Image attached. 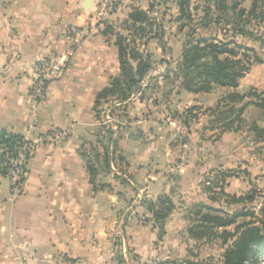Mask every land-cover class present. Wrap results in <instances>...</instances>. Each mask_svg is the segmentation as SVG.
Returning a JSON list of instances; mask_svg holds the SVG:
<instances>
[{"label":"crops","instance_id":"obj_1","mask_svg":"<svg viewBox=\"0 0 264 264\" xmlns=\"http://www.w3.org/2000/svg\"><path fill=\"white\" fill-rule=\"evenodd\" d=\"M84 1L0 0V130L22 135L34 145L24 162L27 174L20 194L13 193L8 178L0 174V263L115 264V228L125 238L127 255L139 261L168 258L175 250L170 235L158 241L151 214L135 205L134 198L155 201L168 196L176 209L199 202L209 205L201 185L206 176L224 170L221 156H232L235 150L236 133L216 139L217 130L207 126L206 111L228 90L215 87L192 94L173 80L164 94L169 108L150 99L129 106L125 113V137L115 148L125 185L112 175H99L98 182L111 185V190L94 191L80 151L97 127L95 97L119 75V62L115 36H103L91 18L99 0H90L87 11ZM133 1L125 0L107 21L118 24L127 19L131 6L145 9L149 3ZM69 29L79 32L74 53L66 59L63 76L48 84L45 98L31 110L28 91L34 66L43 58L63 55L72 44ZM198 32L215 36L213 29ZM163 37L171 43L180 36L171 30ZM177 45L181 43L162 51L174 53ZM249 88L264 91V65L251 66L235 91L242 94ZM192 107L205 114L182 130L176 121ZM51 131H64L68 137L59 144L44 142ZM174 138L182 140L172 142ZM230 179L225 193L239 196L229 191ZM124 211L125 225H116L115 214Z\"/></svg>","mask_w":264,"mask_h":264},{"label":"trees","instance_id":"obj_2","mask_svg":"<svg viewBox=\"0 0 264 264\" xmlns=\"http://www.w3.org/2000/svg\"><path fill=\"white\" fill-rule=\"evenodd\" d=\"M175 1L178 7L177 21L183 19L187 21V24L180 25L179 30L182 32L189 26V36L182 45L174 72L175 79L179 81L181 89L192 94L209 93L215 87L228 90L218 99L214 108L206 111L210 118L208 129L217 130L216 139L224 133H238L243 123V113L247 107L264 109V92L257 93L251 90L239 94L235 91L239 81L245 77L250 67L246 53L240 54L237 51L244 49L243 39L251 38L250 27L253 23L254 27H260L259 29L264 31V0H250L248 9L242 7L241 0H233L231 3L226 0H204L206 4L202 10L204 15L197 20L190 11V0ZM150 8L152 6H149ZM228 11H231L232 17L228 15ZM230 25H232L230 41L220 40L214 35L202 36L198 32V30H212L213 28L219 31L223 30L222 26L229 27ZM123 26L128 32L125 37L121 34H114V30L109 25H106L101 32L103 36L113 34L115 36L119 75L111 78L108 85L95 97L93 112L97 120L102 106L108 101L113 102L111 111L119 104L128 101L152 66L149 58L140 53L136 47V39L142 40L151 35L150 28L154 25L148 13L139 8L131 9ZM156 36L157 32L154 34V37ZM260 38H264V32ZM245 50L255 55L252 49L245 48ZM254 62L264 65L256 55ZM197 110L198 108L192 107L178 118L182 119L188 127L190 119L193 121L197 119L195 113ZM248 132L257 138V143H264V130L256 123L250 124ZM106 134L108 135L106 139L95 141L102 149V154L95 152L93 164L89 157L80 151L91 184H94L95 166L99 157L107 170L110 160L113 161L114 158V152L111 156L110 148L111 146L116 147L117 141L113 138L114 133L110 129H107ZM31 143L22 135L0 130V174L2 176H7L8 172L13 169V163L20 156L25 155V160L29 159L27 149ZM230 177L231 173L226 170H218L205 177L201 185L203 191L207 194L210 204H216L218 207L194 204L191 208L194 212L190 213L193 219L186 230L187 236L195 242L197 247L203 246L204 243H219L223 252L218 264H264V194L250 189L243 196L228 195L224 189ZM257 195L263 200L258 211L242 205L252 204ZM223 205L225 207L233 205L234 209L236 205L239 206L238 210L229 213L222 210ZM146 208L152 215L160 237L164 233L161 222L172 212L174 204L168 196H161L154 202L149 201ZM202 264L217 263L208 260Z\"/></svg>","mask_w":264,"mask_h":264},{"label":"rangeland","instance_id":"obj_3","mask_svg":"<svg viewBox=\"0 0 264 264\" xmlns=\"http://www.w3.org/2000/svg\"><path fill=\"white\" fill-rule=\"evenodd\" d=\"M125 0H122V3L119 4L120 8L122 9L123 3ZM228 3H231L233 0H226ZM242 1V7L248 9L250 7V0H241ZM131 2H134L131 0ZM149 6H152V8L149 9ZM133 8H139L142 11H145L148 13V16H150L152 20V24L154 25L152 28H150L151 35L148 38H144L142 40L136 39V47L140 53H142L144 56H147L149 60L152 63L151 69L144 75L142 78L145 79L148 74H152L149 77V84L147 87L140 88L141 81L138 85V89L130 96L128 101L125 103L119 104L116 110L111 111L112 109V101H108L105 103L101 111L99 113V118L97 120V127L93 131L92 134V141L86 142L83 144V148L81 147V151L85 153L89 159L91 160V163L93 164L95 162V152L102 154V149H100L99 145L95 143L96 139L102 140V138L106 139L108 135L106 134L107 129H110L114 134L113 138H116V141L119 140V138L125 137V124L127 123L125 113L129 106L134 107V104L136 103H142V101H147L151 99V104H164L167 106V100L165 99L164 94H167L170 91V83L171 81L175 80L174 72L176 71L177 63L179 61V53L180 48L182 49V45L187 41V37L189 36V26L188 28L184 29L182 32L179 30L180 25L187 24V21L183 19L182 21H177L178 16V7L176 6L175 0H149V3L145 9H142L140 6H131ZM206 7V4H204V0H190V11L192 13V16H194L195 20H197L199 17H202L203 8ZM196 9V10H194ZM118 10V11H119ZM94 11V9H93ZM92 11V15H93ZM118 11L114 12L112 15L118 13ZM230 17H232L231 11L227 12ZM91 15V18L95 22V26L97 29H99V32L101 33L106 25H109L113 30L114 34H121L122 36L128 35V32L125 30V27L123 24L126 20L121 21L120 23H112L106 20L101 22H97L94 20L93 16ZM232 21V19H231ZM254 23L250 27L251 31V38L250 39H243L242 40V47L244 49H240L237 52L242 54L246 53L248 59L247 63H250V67L255 65V55L257 56V59H259L261 62L264 63V38H260V35L264 32L263 29H259L260 27L255 26ZM158 26V27H157ZM161 27V28H159ZM223 30L215 31L213 28V34L220 39L225 41H230L231 29L232 25L229 27L222 26ZM176 32L180 37L175 40L170 39H164V35L167 36L170 31ZM78 31V30H77ZM212 31V30H211ZM157 32L159 34L162 32V37H155L154 34ZM113 34V35H114ZM112 35V36H113ZM111 36V35H107ZM106 37V36H105ZM169 37V36H168ZM241 41V40H240ZM176 43H181V45H177L178 47H175L173 49L174 53H163L162 46H165V51L169 52L172 51L170 48H168L170 45L171 47L176 46ZM246 49H252L255 52V55L251 52H247ZM179 56V57H178ZM163 57V58H162ZM166 66L168 68H166ZM249 67V68H250ZM163 69V70H161ZM34 75V74H33ZM60 79V78H59ZM57 79V80H59ZM179 82V81H178ZM166 83V85H165ZM251 90L256 91L257 93H261L264 91L258 90L257 88H249L247 92H250ZM159 92V93H158ZM158 96L152 97V95L157 94ZM246 93V92H244ZM243 94V93H242ZM160 97V98H158ZM161 99V102H160ZM121 108L120 110L118 108ZM251 108L248 110V112L243 113V123L240 125V130L238 133H236L235 137V150L232 156L229 155H222L221 157H224L223 162L224 163L221 167L224 168V170L228 171V173H231V183L229 186L231 187L230 192H235L236 195H246L250 189H255L257 192H261L264 194V151H262V145L264 143H257L258 140L252 133L248 132V127L252 122L256 123L258 127L262 128L264 130V109L256 108L253 106H250ZM248 108V107H247ZM163 109V108H162ZM245 112V111H244ZM169 114L166 116L171 115V113L168 111ZM204 115L205 112H197L196 116L198 118L199 115ZM106 115H108L109 119L107 120ZM208 115V113H207ZM179 119V118H178ZM190 123H195L196 120H191ZM184 122V121H183ZM185 124V122H184ZM119 126V128H117ZM209 126V124H207ZM187 129V127H185ZM218 132L215 133L217 135ZM139 134V133H138ZM68 137V134L66 133V139ZM183 138V137H182ZM65 139V140H66ZM64 140V141H65ZM182 139L180 138H174V141L180 142ZM63 141V142H64ZM106 141V140H105ZM62 142V143H63ZM31 146H28L29 150V156H31L33 152V143H31ZM59 144V143H57ZM115 148H110V154L112 156L114 152V158L113 161L110 160L109 163V169L107 170L104 164L101 161V158L97 160L98 163L95 166L96 167V175L93 178L94 184L93 190L94 191H101L106 190L110 192L111 185L108 186L103 183H99L98 176L104 177L105 175H112L114 180H116L121 185H125L122 179L123 177V170L121 169L122 166H119L122 159L120 156L116 155ZM21 157V156H20ZM19 157V158H20ZM26 156L23 155V161H25ZM18 162V161H17ZM15 163V162H14ZM121 165V164H120ZM24 167V179L27 174L25 163L23 162ZM22 167V168H23ZM12 171V170H11ZM8 172L6 178L10 181V173ZM23 172V173H24ZM228 180V179H227ZM24 181V180H23ZM6 184V183H5ZM5 184L3 185L5 187ZM107 188V189H106ZM22 190V188H21ZM13 193L20 194L21 191H15L12 190ZM260 194V193H259ZM136 203L135 205L144 206L145 210L147 211L146 204L150 202H154L153 200H147L142 199L140 201H137V197L134 198ZM263 202V200L260 198V196L257 195L255 198V201L252 204H242L244 206H247L248 208L254 209L255 211H258L260 204ZM197 204V203H195ZM199 204H204L199 202ZM194 204H190L187 206V209H176L177 206H174V209L171 213L166 216L161 222L162 229H163V235H158V241L162 242L167 238V235H170V239H172V244L175 246L174 253L170 255V257L163 259L162 257L149 259L146 261H139L132 255H127L125 252V238H120V232L115 228L114 232L112 233V240L115 245V264H202V262H206L208 260H212L214 263H219L221 261V254L222 250L220 249L219 243H212V244H206L204 243L203 246H195V242L190 240L187 236L186 230L191 225V220L193 219L192 214L190 213L194 212L192 208ZM213 207H218L216 204H209ZM186 206L185 204L182 205V208ZM239 205H236V209H234L233 205H230L228 207L222 206V210L227 211L229 213H232L235 210H238ZM180 207V206H179ZM241 207V206H240ZM133 208V206L131 207ZM128 209V212L130 213L132 209ZM152 217V215H151ZM125 218V211L124 213L115 214V220L116 225H120L121 223L125 225V221L122 222V220ZM142 221V220H140ZM153 221V227H155L154 220ZM165 229H168V233H165ZM159 232V230L157 229ZM69 262V261H68ZM0 264H27L26 261H5ZM68 264H72L71 262Z\"/></svg>","mask_w":264,"mask_h":264},{"label":"built area","instance_id":"obj_4","mask_svg":"<svg viewBox=\"0 0 264 264\" xmlns=\"http://www.w3.org/2000/svg\"><path fill=\"white\" fill-rule=\"evenodd\" d=\"M122 3V0H99L94 6L93 18L97 22L103 23L109 16L114 12L118 11ZM104 25V23H103ZM68 35L72 39V44L67 47L63 55L57 59H46L39 60L34 66L33 80L28 91V100L30 103V109L34 110L35 107L45 98L47 93V87L50 82L56 81L61 78L64 74V64L68 57H71L74 53V48L77 46V35L79 32L75 29H69ZM251 64V62L249 63ZM163 70V69H161ZM148 76L141 81L140 88L147 87L149 84ZM107 120L109 119L106 115ZM176 124L182 130H186V124L182 119H177ZM66 139V133L64 131H51L44 139V142L50 144L62 143ZM28 140V139H27ZM30 141V140H29ZM30 144L29 146H31ZM18 161V162H17ZM23 156L13 163V169L10 173L11 187L12 190L21 191L23 185L24 174L22 170Z\"/></svg>","mask_w":264,"mask_h":264},{"label":"water","instance_id":"obj_5","mask_svg":"<svg viewBox=\"0 0 264 264\" xmlns=\"http://www.w3.org/2000/svg\"><path fill=\"white\" fill-rule=\"evenodd\" d=\"M90 5H91V1L90 0H85L83 3H82V8H83V10H88L89 9V7H90Z\"/></svg>","mask_w":264,"mask_h":264}]
</instances>
